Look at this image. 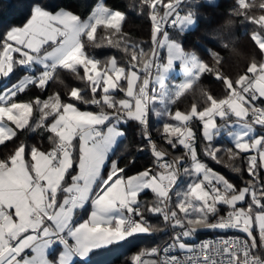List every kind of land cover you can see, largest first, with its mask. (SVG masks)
I'll return each instance as SVG.
<instances>
[{"label": "snow or ice", "instance_id": "obj_1", "mask_svg": "<svg viewBox=\"0 0 264 264\" xmlns=\"http://www.w3.org/2000/svg\"><path fill=\"white\" fill-rule=\"evenodd\" d=\"M237 2L238 8L232 10L233 14L245 17L264 30V14L258 17L249 14L254 7L253 0ZM188 3L190 0H143L152 22V48L147 53L140 49L139 57L143 59L147 56L148 59L138 70H134L137 69L135 47L127 72L124 67L117 66L115 59L108 66L100 68L101 62L87 55L82 38L88 42L94 41L97 29L101 27L106 32L112 30L108 35L121 31L124 14L104 5L96 7L87 20L82 21L71 11L61 9L53 12L38 3L33 4L26 23L7 30L0 38V74L4 77L9 76L17 65L24 68L42 66L39 75L26 76L0 93V145L17 135L5 121L11 122L16 129L26 128L34 106L38 107L40 113L35 126L45 127L54 134V138L50 139H55L52 151H41L35 146L28 149L21 143L8 159L0 160V264H75L77 260L86 261L94 250L137 233H149L138 201V196L145 190H150L156 197L155 206L148 210L160 214L166 222L172 221L173 227L183 229L176 234V242L164 249L165 253L177 246L180 250L194 251L181 238L193 236L198 228L238 229L246 234L247 240L225 239L222 243L243 244V248L239 252H231L230 247L221 249V241H216V252L227 253L228 264H239L237 258L241 256L242 264H264V258L253 252L257 248L254 226L258 230L259 245L264 248V202L258 197L255 187L260 179L259 169H264V135H255L256 126L264 129V62L253 60L244 75L232 80L214 70L195 53L186 52L180 42L170 38L167 29L171 27L183 33L195 24L191 9L181 12V7ZM259 8L264 10V0ZM251 39L264 54V33L253 32ZM49 42L51 50L44 48ZM109 43L119 46L118 41L109 40ZM228 46L227 42H223V47ZM161 49H166V62L160 61ZM124 50L127 52V47ZM13 53H19V58L14 60ZM210 55L219 65V54L213 51ZM177 62L187 79L174 84V90L170 91L166 81ZM79 67L83 68V77L80 76ZM58 68L70 70L80 79L86 78L92 98L85 99L79 89H73L70 98L95 105L99 112L81 111L73 103H62L59 94L48 96L45 100L36 97L31 102H17L14 99L29 85H36L43 91ZM140 72L144 74L143 77L139 75ZM204 73H214L222 80L227 95L222 99L207 95L209 103L202 111L195 106L190 113L177 110L173 115L169 111L167 115L180 124H163L167 144L173 149L178 145L183 146L185 156L191 160L190 167H185L183 172L192 179L176 205L179 213L184 214L180 217L176 210H171L170 192L176 183L183 157L176 156L170 162L159 163L166 153L157 149L147 132L148 112L150 105L157 101L165 105L167 102L175 103ZM122 80L125 83H120ZM137 81H141L138 88ZM150 84L158 86L152 88L154 95H149ZM98 90L102 93L99 99L96 98ZM117 91L127 98L117 99ZM256 101H261V104ZM229 116H234L244 129L235 136L234 146L238 151L226 150L230 158H235L239 153L255 151L258 154L246 157L251 179L242 189L201 162L194 143H188L189 138L195 139L188 125L195 117L202 122V134L208 142L205 155L219 163L217 153L220 148L213 147L212 141L224 126H218L215 120L219 117L226 122V126ZM49 117L53 120L46 124ZM129 121L138 122L144 127L162 171L153 173L148 168L126 177L123 175L125 169L113 161L107 174L102 175L117 138L125 134L120 125ZM172 136L177 137L175 142L170 138ZM74 164L78 172L71 174ZM66 177L70 183L66 182ZM260 195L264 196V185L260 187ZM246 196L251 198L247 207L243 206ZM89 201L93 209L90 218L75 223V212L83 209ZM221 204L229 209L226 216L219 215L218 206ZM238 204L241 206L237 207ZM254 208L258 211H254ZM213 216L216 217L214 221L210 220ZM210 243L204 242L199 246L201 254L210 247ZM56 246L60 251L52 255L51 250ZM151 254L159 255V252L153 248ZM143 255L145 253L134 257L135 264H146L141 259ZM197 260L189 256L181 261L171 256L163 264H196ZM151 264H156V261L153 260ZM199 264L217 262L213 258L199 261Z\"/></svg>", "mask_w": 264, "mask_h": 264}, {"label": "trees", "instance_id": "obj_2", "mask_svg": "<svg viewBox=\"0 0 264 264\" xmlns=\"http://www.w3.org/2000/svg\"><path fill=\"white\" fill-rule=\"evenodd\" d=\"M99 0H0V38L4 36L7 30L14 26H21L28 18L33 4H39L49 11L56 12L58 10L71 11L78 15L81 19L87 18ZM104 4L113 10H119L124 14L125 19L121 25L120 33L108 35L112 30L101 28L97 29L95 40L88 42L86 38L85 51L87 55L93 59L99 60L100 68L108 66L110 59L114 58L117 65L124 67L126 72L129 69L131 60V52L135 47L137 52V69L142 66L143 62L148 59L145 56L143 59L139 57V51L142 48L146 53L152 48L151 32L152 22L149 16V9L143 4V0H103ZM262 0H253L254 7L249 10L250 15L259 16L264 14V10L259 8ZM238 8L237 0H190V3L181 7V12H186L191 9L194 12L195 25L183 33L172 28L169 35L174 40L181 43L186 52L195 53L201 60L208 63L214 70H218L223 76L232 80L238 79L244 75L251 62L254 60L257 63L264 61L262 54L254 41L251 39L253 32H262L258 25L250 22L243 16L233 14V9ZM109 40L119 42V46L115 43L110 44ZM223 42L228 43V47H223ZM96 45H99L97 47ZM127 47L128 51L124 49ZM216 52L221 57L219 65L210 55V52ZM18 55V54H17ZM165 50L161 49L160 61H164ZM17 59V57H15ZM26 71L22 66H15L13 72L8 76L0 77V93L11 87L18 81L20 76ZM80 76H84L83 68L79 67ZM139 75L143 77V73ZM251 75V74H249ZM180 80L181 77L177 76ZM122 84L125 81L122 80ZM141 81H139L140 86ZM126 86V85H125ZM73 89L81 90V95L85 99H91L92 93L89 82L85 79L78 78L70 70L58 68L53 78L48 81L46 88L42 91L36 85H29L23 93H18L14 98L17 102H31L36 97L41 100L47 99L48 96L59 94L62 103H73L78 109L99 112L100 109L95 105L84 104L79 100L71 99L70 92ZM155 93H153L154 95ZM101 91H97L96 98L101 97ZM207 95H211L216 99L224 98L227 93L224 89L223 81L218 79L214 73H204L200 79L193 84L191 89H188L183 96L176 99L175 103L167 105L160 104L158 101L150 105L148 118L149 127L147 132L150 133L151 139L158 142L163 151L170 157L181 156L183 162L181 168L190 167L191 161L185 156L184 149L178 145L175 149L167 144L164 139L163 124L169 123L179 126L180 122L173 120L167 115L171 112L179 110L182 113H190L193 106L198 111H202L207 104ZM117 99L126 98L124 93L116 92ZM255 103L261 104V101ZM111 111V110H108ZM161 113L156 115V113ZM39 109L34 106L33 115L29 120V125L24 129H16L15 125L11 124L17 135L10 140H5L4 144L0 145V160L8 159L14 154L16 148L21 143H24L28 149L32 146L37 147L41 151L49 152L55 147L54 134L47 131L45 127H36L39 120ZM230 118V117H228ZM53 118L49 117L45 122L50 124ZM220 122L221 119L218 118ZM120 127L124 131V136L119 140L114 152L111 154L109 163L107 164L104 174L106 175L110 162L116 161L119 167L125 169L123 175L139 173L148 168L152 169L153 173H158L159 170L155 165V158L152 155L150 148L146 145L149 141L146 138L144 127L138 122L129 121L127 124H122ZM192 132L195 134L193 141L198 158L205 163L209 168L215 170L220 175H223L235 187L241 189L247 186L246 181L251 179L248 174V155L254 153H239L235 158H230L226 150L231 149L232 152H237L234 143L226 137V132L220 133L214 137L212 141L213 147H219L217 153L219 163L213 161L209 156L205 155V148L208 142L205 140L202 132V122L198 120L190 124ZM259 133L264 135V129L259 126ZM175 142L177 137H170ZM74 143H78L74 141ZM257 155V154H255ZM26 158L27 156L26 153ZM235 169H239L237 172ZM71 174H76V165L70 170ZM259 183L255 184L258 197L264 202V196L260 195V187L264 185V169H259ZM202 178V174L200 176ZM191 177L182 172V175L177 178L174 184L171 196V210H176L178 216L183 217V213H179L176 205L181 196L188 190L191 182ZM66 182L70 183V179L66 177ZM138 201L142 206L143 216L147 221V226L150 229L149 233H137L125 240L114 243L110 246L94 250L86 261L77 260L75 264H134V257L141 250H147L154 246L162 244L169 237V227H172L169 221H164L160 214L150 212L148 209L155 206L156 197L150 190L142 192L138 196ZM251 203L250 196H247L243 206L247 207ZM241 205L238 204L237 207ZM219 215H226L228 208L225 205L218 206ZM85 207L82 210V216L86 213ZM254 211L258 209L254 208ZM214 217V216H213ZM210 217V220L213 219ZM171 223H173L171 221ZM186 223V221H185ZM255 227V226H254ZM254 235L257 236L256 252L264 254L259 247L258 231L253 229ZM239 232V231H238ZM224 230L212 229H197L193 235V239H198L207 234H224ZM241 233V232H240ZM246 236V235H245ZM54 255L55 252H52Z\"/></svg>", "mask_w": 264, "mask_h": 264}, {"label": "built area", "instance_id": "obj_3", "mask_svg": "<svg viewBox=\"0 0 264 264\" xmlns=\"http://www.w3.org/2000/svg\"><path fill=\"white\" fill-rule=\"evenodd\" d=\"M171 29L172 28L169 27L167 29L168 32ZM159 57H161V50H160V53H159ZM153 87H157V86L150 84V87H149V90H148L149 91V95H153V92H152V88ZM196 120L199 121L198 118L194 117L191 121L188 122V125L190 126V124L193 123ZM199 122H201V121H199ZM148 127H149V118H148V123H147V128ZM151 141L156 144L158 150H160L161 152H164L163 149L159 146V144H158V142L156 140L151 139ZM188 143L192 144L193 143V139L189 138ZM146 145L151 150V144L149 143V141L147 142ZM181 147L183 148V146H181ZM184 151H186V150L184 149ZM151 152H152V150H151ZM152 155L154 156L153 152H152ZM154 158H155V156H154ZM173 159L174 158H172L170 156H167V154H166L164 156V160L160 161L159 163H163L164 161L170 162ZM188 159L190 160V157H188ZM159 163L157 162V160L155 158V165H156L157 169L160 172V171H162V169L159 167ZM180 169H182L181 168V164L179 165V172L178 173H180ZM205 183H207V182H205ZM221 216H226V215H221ZM136 219L139 220L140 217L137 216ZM215 219H216V217H213L212 221H214ZM169 222H170V224L172 226V227H169V237L162 244H160L158 246H154V247H152L150 249H147V250L142 252V253H145V255L141 256V259L143 261H145L146 264H151V262L153 260L156 261V264H163V262L167 258H170L171 256H176L181 261H184L189 256H191L193 258H198L196 264H199V261H210L213 258L216 260L217 264H228V261H229L228 254L224 253L223 251H221L220 253L216 252V241H221V244H220V248L221 249L230 247L231 252H239L243 248V244H240L239 246H237L235 243H233L232 245H226V244H223L222 241L225 240V239H232V240H236V239L247 240L248 239L247 236H245L244 234L238 232L236 229H225L224 230V232H225L224 234H207V235H204V236H202V237H200L198 239H193V236L188 237V238H181L184 243L190 244V247L195 249L192 252H188V251H185V250H180L178 248V246H177L176 248H172L169 252L165 253L164 249L165 248H170V246L173 245L176 242L175 241L176 234L183 230V229H181L179 227H173V223H171V221H169ZM204 242H211V243H210V247L208 249H206L203 254H201V252L199 251V246L201 244H203ZM258 242H259V237H258ZM259 247H260V245H259ZM153 248H156L158 250L159 255H152L151 254V249H153ZM260 249L262 251H264V248L260 247ZM253 252L258 254V255H260L262 258H264V254L256 252L255 249L253 250ZM242 260H243L242 256L237 258V261L239 262V264H242Z\"/></svg>", "mask_w": 264, "mask_h": 264}, {"label": "rangeland", "instance_id": "obj_4", "mask_svg": "<svg viewBox=\"0 0 264 264\" xmlns=\"http://www.w3.org/2000/svg\"><path fill=\"white\" fill-rule=\"evenodd\" d=\"M106 6V5H105ZM106 7H108V6H106ZM112 9V8H111ZM93 13V12H92ZM183 13V12H182ZM123 14V13H122ZM88 18V17H87ZM87 18H85V20L87 19ZM82 21H84L83 19H81ZM27 21V20H26ZM26 21L21 25V26H23L25 23H26ZM195 24H193L192 26H194ZM192 26H190V27H188L189 29L192 27ZM14 27H20V26H14ZM11 28H13V27H11ZM10 28V29H11ZM188 28L186 29V30H188ZM9 29V30H10ZM171 38V37H170ZM171 39H173V38H171ZM179 42V41H178ZM51 47H52V45H51V42H49V44L48 45H45L44 46V48H47L48 50H51ZM165 50V56H164V61L163 62H166V58H167V52H166V49H164ZM42 52H43V49H42ZM188 53H190V52H188ZM18 54V55H17ZM19 53H13V58H14V60H15V57H17V59L19 58ZM112 59H114V58H111L110 59V61L112 60ZM264 62V61H263ZM110 63V62H109ZM109 65V64H108ZM118 66V65H117ZM120 67V66H119ZM42 71V66H40V65H34L32 68H26V71L20 76V78L18 79V81L16 82V83H14V84H18L22 79H24L26 76H33V77H35V76H37V75H39V73ZM10 75V74H9ZM1 76H3L2 74H0V77ZM177 76H180L183 80H184V78H186V75H185V73H184V71H183V68H182V66L179 64V62H177L175 65H174V68H173V70H171L170 71V73L168 74V79H167V81H166V83H167V86H168V89L170 90V91H172V90H174L173 89V85L174 84H179V83H181V81L180 80H178V79H176V77ZM8 77V76H7ZM122 81H120V83H121ZM13 84V85H14ZM158 87V86H157ZM10 88V87H9ZM8 89V88H7ZM4 92V91H3ZM2 92V93H3ZM168 103H170V102H167V104ZM166 104V105H167ZM163 105H165V104H163ZM80 110V109H79ZM10 127H12V125H11V122H8V121H5ZM215 123L218 125V126H224L225 127V124H226V122L224 121V120H221L220 122L217 120V118H216V120H215ZM227 124H229V123H227ZM13 128V127H12ZM14 129V128H13ZM214 131V130H213ZM221 131H222V128H221ZM219 134H220V132H219ZM218 134V135H219ZM218 135H216V136H218ZM216 136H214V137H216ZM236 136V135H235ZM172 158H174V157H172ZM109 170H110V168H109ZM108 170V171H109ZM215 171V170H214ZM142 172V171H141ZM182 172H183V169H180V173H178V175H177V178L179 179V177L182 175ZM216 172V171H215ZM140 173V172H139ZM217 174H219L218 172H216ZM136 174H138V173H135V174H131V175H128V176H126V177H130V176H132V175H136ZM220 175V174H219ZM202 179V178H201ZM242 189V188H241ZM146 191V190H145ZM216 230H219V229H216ZM237 231H239L238 229H236ZM239 232H241V231H239ZM242 234H244V235H246L245 233H243V232H241ZM187 246H189L190 247V244H188V243H185ZM150 249V248H149ZM146 250V249H145ZM145 250H141L140 252H139V254L140 253H142L143 251H145ZM138 254V255H139Z\"/></svg>", "mask_w": 264, "mask_h": 264}, {"label": "crops", "instance_id": "obj_5", "mask_svg": "<svg viewBox=\"0 0 264 264\" xmlns=\"http://www.w3.org/2000/svg\"><path fill=\"white\" fill-rule=\"evenodd\" d=\"M100 5H104L105 6V4H104V1L103 0H99L98 1V3L96 4V6L94 7V9L92 10V12H94L95 11V8L96 7H98V6H100ZM59 11V10H58ZM67 11V10H66ZM92 12L90 13V15L92 14ZM89 15V16H90ZM88 16V17H89ZM84 21H86L85 19H83ZM123 22V21H122ZM189 29V28H188ZM185 79H187V77L186 78H184V80ZM182 78L180 79V81L181 82H183L184 81ZM139 83V81H137V86L139 85L138 84ZM127 98V97H126ZM81 111H86V110H81ZM230 118H228V122L227 123H229V124H227L225 127H221L222 128V131L220 130V133H222V132H226V137L230 140V141H232L233 143L235 142V135L237 134V133H240V132H242V131H244V129L243 128H241L240 126H239V124L237 123V120H236V118L234 117V116H229ZM218 118L219 117H217V120H218ZM105 127H107V125H105ZM255 135L256 136H261V135H263L262 133H259V128H258V126H256V133H255ZM123 137V136H122ZM122 137H119V138H117V143L113 146V149H112V151L109 153V157H108V161L106 162V164H105V166H104V169L102 170V175L104 174V170H105V168H106V166H107V164L109 163V159H110V156H111V154L114 152V150H115V148H116V146H117V144H118V142H119V140L122 138ZM53 150V149H52ZM52 150H50V151H52ZM250 153H254V154H257L255 151H253V152H250ZM258 155V154H257ZM27 159V158H26ZM115 161V160H114ZM113 162V161H112ZM116 162V161H115ZM110 164H111V162H110ZM110 167V166H109ZM77 172H78V169H77ZM76 172V173H77ZM246 198H247V196H246ZM88 206V208H86V213H85V216L83 217L82 216V210L85 208V207H87ZM85 207L83 208V209H78L76 212H75V214H74V222L75 223H79V222H82L83 220H85V219H88V218H90V213H91V211L93 210L92 209V205H91V202L89 201L86 205H85ZM255 228V227H254ZM258 231V230H257ZM60 251V248H59V246H56L54 249H52L51 250V254H53L52 252H55V254L57 253V252H59ZM54 254V255H55ZM91 254V253H90ZM90 256V255H89ZM89 258V257H88ZM87 258V259H88Z\"/></svg>", "mask_w": 264, "mask_h": 264}]
</instances>
